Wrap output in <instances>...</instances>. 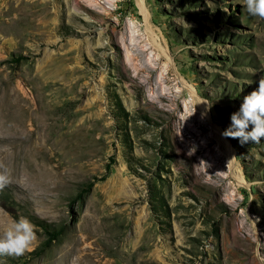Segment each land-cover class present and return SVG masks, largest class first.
I'll use <instances>...</instances> for the list:
<instances>
[{"label":"rangeland","instance_id":"1","mask_svg":"<svg viewBox=\"0 0 264 264\" xmlns=\"http://www.w3.org/2000/svg\"><path fill=\"white\" fill-rule=\"evenodd\" d=\"M76 1L0 0V233L37 230L0 264H264V140L221 135L264 77V19Z\"/></svg>","mask_w":264,"mask_h":264},{"label":"clouds","instance_id":"2","mask_svg":"<svg viewBox=\"0 0 264 264\" xmlns=\"http://www.w3.org/2000/svg\"><path fill=\"white\" fill-rule=\"evenodd\" d=\"M243 7L253 17L264 19V0H243ZM207 105L205 113L211 103L198 100L193 105ZM185 119V120H186ZM230 126L221 132L225 138L237 139L241 144L259 143L264 140V77L257 81V87L243 96L237 111L230 115ZM12 182L11 170L0 162V191ZM37 242V230L28 218L13 219L0 233V257H19L34 250Z\"/></svg>","mask_w":264,"mask_h":264},{"label":"bare ground","instance_id":"3","mask_svg":"<svg viewBox=\"0 0 264 264\" xmlns=\"http://www.w3.org/2000/svg\"><path fill=\"white\" fill-rule=\"evenodd\" d=\"M87 1H90V0H87ZM72 2L74 4H76V5H78V6L86 9V7H84L78 1L72 0ZM87 11H88V9H87ZM21 100H22V98L18 97L14 102L10 101V102L7 103L8 106H9L10 112H11L9 116L11 118L15 119L18 122L19 125H22L24 123V121H25V118H26V115H25V113L23 111L24 103ZM23 150H24V148H23ZM23 150H22V152H23ZM20 152L21 151H19V154L15 155L16 159H18V158L20 159V155H21Z\"/></svg>","mask_w":264,"mask_h":264}]
</instances>
